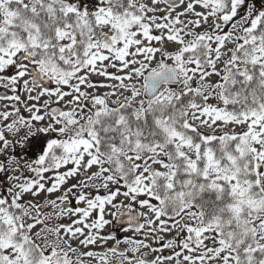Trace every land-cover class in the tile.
I'll return each instance as SVG.
<instances>
[{"label":"snow or ice","instance_id":"snow-or-ice-1","mask_svg":"<svg viewBox=\"0 0 264 264\" xmlns=\"http://www.w3.org/2000/svg\"><path fill=\"white\" fill-rule=\"evenodd\" d=\"M0 264H264V0H0Z\"/></svg>","mask_w":264,"mask_h":264}]
</instances>
